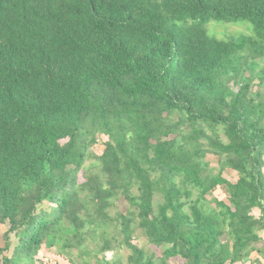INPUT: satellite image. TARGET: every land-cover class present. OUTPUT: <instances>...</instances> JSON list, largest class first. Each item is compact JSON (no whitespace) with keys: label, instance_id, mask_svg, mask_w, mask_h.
Wrapping results in <instances>:
<instances>
[{"label":"trees","instance_id":"16d2710c","mask_svg":"<svg viewBox=\"0 0 264 264\" xmlns=\"http://www.w3.org/2000/svg\"><path fill=\"white\" fill-rule=\"evenodd\" d=\"M6 224L0 264H264V0H0Z\"/></svg>","mask_w":264,"mask_h":264},{"label":"rangeland","instance_id":"374dc122","mask_svg":"<svg viewBox=\"0 0 264 264\" xmlns=\"http://www.w3.org/2000/svg\"><path fill=\"white\" fill-rule=\"evenodd\" d=\"M206 29L211 36H214L218 39L228 40L230 38H237L240 36L250 35L252 33V25L245 20L241 21H219V20H211L206 24ZM96 151H100L101 148H95ZM207 160L211 164L212 167H216V158L212 156H208ZM223 177L233 182L236 179L235 173L232 171H225L223 173ZM212 196L219 198L220 200H226V190L223 187L218 188L216 191L212 193ZM117 208L121 211H124L126 208L125 202L118 201L116 204ZM8 225L0 226V248L4 246L3 234L7 230ZM136 243L144 247L147 252H151V250L155 251L157 257L160 256V250L155 249L154 247H150L146 244V241L143 236H139L136 240ZM112 257V254H108V258ZM37 264H70L66 258L59 256L54 249H42L37 257ZM167 264H182V261L178 258L170 259Z\"/></svg>","mask_w":264,"mask_h":264}]
</instances>
